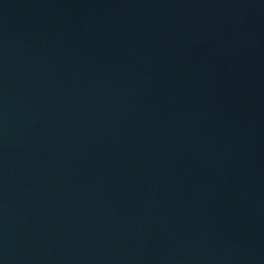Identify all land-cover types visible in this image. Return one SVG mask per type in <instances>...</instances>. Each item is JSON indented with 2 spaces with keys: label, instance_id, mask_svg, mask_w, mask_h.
Wrapping results in <instances>:
<instances>
[{
  "label": "water",
  "instance_id": "obj_1",
  "mask_svg": "<svg viewBox=\"0 0 264 264\" xmlns=\"http://www.w3.org/2000/svg\"><path fill=\"white\" fill-rule=\"evenodd\" d=\"M0 264H264V0H0Z\"/></svg>",
  "mask_w": 264,
  "mask_h": 264
}]
</instances>
